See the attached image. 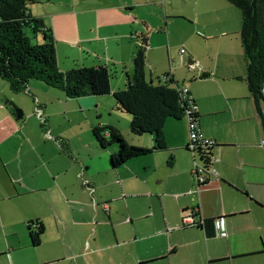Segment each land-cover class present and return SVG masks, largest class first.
Here are the masks:
<instances>
[{"label":"crops","instance_id":"1","mask_svg":"<svg viewBox=\"0 0 264 264\" xmlns=\"http://www.w3.org/2000/svg\"><path fill=\"white\" fill-rule=\"evenodd\" d=\"M183 1L192 3L196 11L203 4L207 14L215 8L223 11L220 18L205 22L199 18L198 32H221L205 36V52L191 50L182 61L199 62L208 77L200 79L199 69L187 77L184 66H177L171 75L190 91L202 134L217 144L213 155L219 159L214 164L219 181L197 186L196 154L187 150L186 118H169L163 147L154 150L153 135L132 134L129 115L125 141L152 150L115 168L112 156L117 147H102L93 132L95 127L106 128L90 115L95 105L103 108V102L69 99L36 80L30 82L28 92L14 94L0 79V164L14 185L11 194L0 197L27 202L16 213L0 210V264H264V108L246 82L242 15L234 13L226 0ZM161 3L35 0L29 10L52 29L59 67L69 72L77 65L133 66L138 37L146 32L142 25H148L137 10L158 8ZM228 12L234 16L227 17ZM154 30L157 35H149L146 50L147 70L165 76L172 58L166 21L160 19ZM163 64L170 68L162 69ZM186 70L191 72L188 66ZM150 81L158 85L162 79L155 83L151 76ZM112 83L114 96L121 88ZM25 100L30 104L32 100L36 110L38 101L43 110L44 122L28 114L41 128L37 138L19 122L24 113L19 119L13 112ZM115 104L114 110L121 111ZM56 105L61 107L62 120L52 112ZM69 111L77 115L72 118ZM109 133L104 136L109 138ZM160 152H166L168 160L159 173L156 157L146 158ZM187 212L193 213L194 225L184 224ZM218 220L226 236L216 234ZM201 221L211 222L207 230L199 228ZM41 228L34 245L32 236Z\"/></svg>","mask_w":264,"mask_h":264},{"label":"trees","instance_id":"2","mask_svg":"<svg viewBox=\"0 0 264 264\" xmlns=\"http://www.w3.org/2000/svg\"><path fill=\"white\" fill-rule=\"evenodd\" d=\"M226 1L241 12V42L248 72L246 82L256 103L264 108V0ZM34 2L0 0V79L8 83L14 94L28 92L30 82L36 80L62 91L69 99L110 95L118 67L115 64L98 67L77 65L71 71L63 72L58 64L52 29L30 13L29 6ZM138 40L140 47L133 59V73L130 74L126 67L122 68L126 84L124 89L114 93V98L117 107L130 115L132 134L153 135L156 141L154 150H157L163 147L166 121L184 118L187 104L182 96V87L170 74L165 75L158 85L147 81L149 34H141ZM207 77L203 74L199 78ZM106 131L110 132L109 138L104 136ZM93 132L102 147H117L112 156L115 168L151 153V150L129 145L114 128L95 127ZM210 223L204 221L199 228L207 230ZM41 235L42 228L33 234L34 245L38 244ZM208 235L212 236V233L208 231Z\"/></svg>","mask_w":264,"mask_h":264},{"label":"rangeland","instance_id":"3","mask_svg":"<svg viewBox=\"0 0 264 264\" xmlns=\"http://www.w3.org/2000/svg\"><path fill=\"white\" fill-rule=\"evenodd\" d=\"M94 1H98V0H94ZM115 1V0H114ZM137 1V0H136ZM207 0H204L203 3H206ZM161 5L158 6V8H146V7H142L139 8L137 10V13L144 18V20H146L145 22H147V26H143L144 31L148 32V34L151 35H157L156 31L154 30L155 28V24L162 19L163 21H166L167 23V36L170 37L171 39V43L170 45H168L170 48V53L172 55L171 58V63L170 66H167L170 68L169 72L166 74H170L172 75L174 73V71L176 70L177 66H184V70L185 73L187 72V77H193L192 76V71L190 73H188V71L186 70L187 68V64L182 62L181 59V50H185L186 54L187 52L189 54L191 53V50H194L196 53L201 54L203 52L206 51V47L207 44L204 40L205 36H211L213 34H216L218 32H221V29H207V31L203 32L202 30L200 32H198L197 30L199 29V18L205 22L207 20H209L210 18L215 19L220 18L223 16V11L219 10L217 8L213 10L211 12H207L205 11V7L203 6V4H201V6H199V8H197V11L194 10L193 4L192 3H184L183 0H161ZM227 3V5H231V9H233L234 13L235 11L237 13H240V11L238 10V8H234V6H232V4H230L229 2H225ZM234 13L228 12L226 14L227 17H230V14ZM30 37H32V34H29ZM151 46V45H150ZM151 48V47H149ZM152 51H154V53H158V50L153 49ZM167 56V50L162 51V58L164 60L165 63V57ZM183 64V65H182ZM129 66V65H128ZM126 66L127 70H130V74L133 73V66L128 67ZM167 66H165V64H163L162 69H166L168 68ZM122 68H118V72H117V78H115L113 80L112 85L115 87V85H120L119 88L123 89L125 86V82H126V77L125 75L122 74ZM180 68V67H179ZM150 68L148 67V70L146 71V75H147V81H150V77L152 76V79L154 80L155 83H158V81H160V79H163L164 75H158V73L150 75ZM153 71V70H151ZM194 75V74H193ZM188 82V81H187ZM263 92V91H262ZM264 95V92H263ZM96 100V101H101L104 103L103 108L99 107L98 109H95L97 107V105H95L93 108V110L91 111L90 115L94 116L96 120H99V122H102V124L106 127H114L117 128V130H119V132L124 136L126 135V130H129V126L130 124H128L127 121H130L128 118L129 114L122 112V111H115L114 107H115V103L116 100L114 99V96H112L110 94V96H104L101 98H94V97H85L83 100ZM8 102V100H4V103ZM30 104L29 102H27L26 100L23 101V103H21V106H16L13 107V112L14 115L16 117H18L17 114V110H19L20 112L24 113V118L20 119L19 122L22 125H28L29 127V132L31 135L34 134V137L37 138V136L39 135V131H40V126H38L36 124V122L32 119H29L28 114L29 112L33 113V116L36 115L37 110L34 108V104L31 100ZM33 106V109H32ZM3 107H6V105H3ZM60 109L61 107L56 105L54 108H52V112L53 114L57 117L58 120H62V114L60 113ZM1 113V110H0ZM68 116H72V118L74 116H76L77 114L74 115L73 111H69ZM37 116V115H36ZM34 117L35 119H37V117ZM79 116V114H78ZM1 117V115H0ZM98 118V119H97ZM38 121V120H37ZM75 124V123H74ZM74 124L71 125V128L73 126H75ZM129 125V126H128ZM130 133V132H129ZM130 135V134H129ZM126 139V138H125ZM144 140H149L151 139L150 136H144L143 138ZM147 140V141H148ZM110 148H113V146H111ZM152 150V149H149ZM154 157H156V162H157V170L160 173L163 168L166 166L167 163V153L166 152H160L159 154H155L153 156H149L148 160L153 159ZM124 175V174H123ZM12 189H14V185L8 181V178L6 177V172L3 169L2 165L0 164V196L1 195H6L5 192H8L11 194ZM121 192V190H120ZM126 194H129V190L126 191ZM9 196V195H8ZM26 200L22 199V198H14V199H1L0 197V210H2V212L5 214V212L8 213H16L18 211V209H22L26 206Z\"/></svg>","mask_w":264,"mask_h":264},{"label":"built area","instance_id":"4","mask_svg":"<svg viewBox=\"0 0 264 264\" xmlns=\"http://www.w3.org/2000/svg\"><path fill=\"white\" fill-rule=\"evenodd\" d=\"M180 54L183 61L186 51L181 50ZM188 68L190 71H196L199 69L200 76L205 74L197 61H189ZM182 96L187 104L184 114V118L188 121L189 129V142L187 150L196 154V158L193 162V176L197 186L202 188L209 185L213 180L219 181L217 171L214 169V164L218 162L219 159L213 155V149L217 146V144L215 141L206 138L202 134L199 125L198 106L187 88H182ZM36 104V115L42 122H44L43 110L38 106V101H36ZM261 146L264 147V140L261 142ZM104 208L108 209V206L105 205ZM183 221L185 225H194L195 221L193 213H184ZM198 225H204V221H201ZM215 229L217 235H227L224 224L221 220L215 221Z\"/></svg>","mask_w":264,"mask_h":264},{"label":"water","instance_id":"5","mask_svg":"<svg viewBox=\"0 0 264 264\" xmlns=\"http://www.w3.org/2000/svg\"><path fill=\"white\" fill-rule=\"evenodd\" d=\"M263 92H264V87H263ZM17 114H18V118L20 119V118L22 117L21 113H19V112L17 111ZM204 187H206V186H204ZM204 187H202V188H204Z\"/></svg>","mask_w":264,"mask_h":264}]
</instances>
